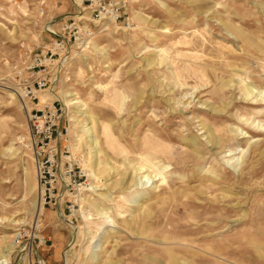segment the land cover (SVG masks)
Segmentation results:
<instances>
[{"label": "rangeland", "instance_id": "1", "mask_svg": "<svg viewBox=\"0 0 264 264\" xmlns=\"http://www.w3.org/2000/svg\"><path fill=\"white\" fill-rule=\"evenodd\" d=\"M41 1L0 0V264H264V0H128L74 50L38 93L62 112L39 211L25 67L65 20Z\"/></svg>", "mask_w": 264, "mask_h": 264}, {"label": "built area", "instance_id": "2", "mask_svg": "<svg viewBox=\"0 0 264 264\" xmlns=\"http://www.w3.org/2000/svg\"><path fill=\"white\" fill-rule=\"evenodd\" d=\"M127 1L82 0V5L78 7L76 13L62 21L60 32L55 33L54 39L43 44L32 57L28 55V65L25 69L33 71L31 74L36 73V76L23 84L22 99L30 125L34 157L40 172L39 183L45 203L48 198H57L55 190L58 183L57 168L61 149L56 140L59 136L58 128L62 112L54 102L46 104L43 108H37L38 93L52 88L57 73H60L74 50L86 47L96 33L109 30L110 25L118 24L123 18L128 20L129 16H126L125 12ZM47 6V2L42 0L40 12L44 13ZM52 64H54L53 69ZM36 99L38 102L35 103Z\"/></svg>", "mask_w": 264, "mask_h": 264}, {"label": "crops", "instance_id": "3", "mask_svg": "<svg viewBox=\"0 0 264 264\" xmlns=\"http://www.w3.org/2000/svg\"><path fill=\"white\" fill-rule=\"evenodd\" d=\"M51 1L53 3H56V5L60 4L58 9L60 15H58V18L63 17V19H66L73 13L74 3L71 0H51ZM53 237H54L53 246H54V251L56 253L57 250L63 246L65 237H63L60 233H58V235H56L55 233Z\"/></svg>", "mask_w": 264, "mask_h": 264}, {"label": "bare ground", "instance_id": "4", "mask_svg": "<svg viewBox=\"0 0 264 264\" xmlns=\"http://www.w3.org/2000/svg\"><path fill=\"white\" fill-rule=\"evenodd\" d=\"M74 1V3L77 5V7H81V5H82V0H78L77 2L75 1V0H73ZM94 38H91V40H90V42H93L94 40H93ZM246 92H249V90L248 89H246ZM56 93H54V95H55ZM42 102H44V98L42 97ZM71 100H69V102H70ZM79 103H80V101L79 100H77ZM72 104V103H71ZM89 175H94V173H90ZM40 187V186H39ZM41 190V189H40ZM41 200V201H40ZM43 203H44V199H43V197H42V195L40 194V199L38 200V202L36 203V206H37V210H41L42 209V207H41V205H43Z\"/></svg>", "mask_w": 264, "mask_h": 264}]
</instances>
